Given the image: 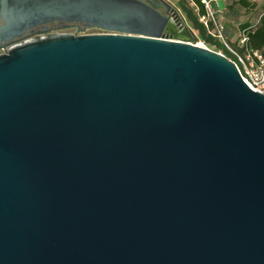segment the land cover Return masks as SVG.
I'll list each match as a JSON object with an SVG mask.
<instances>
[{"label":"water","instance_id":"water-1","mask_svg":"<svg viewBox=\"0 0 264 264\" xmlns=\"http://www.w3.org/2000/svg\"><path fill=\"white\" fill-rule=\"evenodd\" d=\"M182 19L0 0V264H264V95Z\"/></svg>","mask_w":264,"mask_h":264},{"label":"trees","instance_id":"trees-1","mask_svg":"<svg viewBox=\"0 0 264 264\" xmlns=\"http://www.w3.org/2000/svg\"><path fill=\"white\" fill-rule=\"evenodd\" d=\"M175 6L180 10L182 17L186 21V25L196 36V39L201 41L207 48H214L222 55L227 58H232L233 55L229 52L225 44L230 48L242 51L244 49L258 50L264 57V0L260 7V13L255 23L245 22L240 26L239 40L235 44H230V41L224 31L223 27L209 19L208 12L205 4L202 0H172ZM210 1V0H209ZM233 5L238 4L244 8H254L255 3L250 2L251 0H232ZM255 1V0H252ZM233 5L230 4V9H233ZM203 18V21L201 20ZM216 29L220 30L223 41L216 36L211 34ZM242 35L245 36L246 40L244 44H240Z\"/></svg>","mask_w":264,"mask_h":264},{"label":"rangeland","instance_id":"rangeland-1","mask_svg":"<svg viewBox=\"0 0 264 264\" xmlns=\"http://www.w3.org/2000/svg\"><path fill=\"white\" fill-rule=\"evenodd\" d=\"M170 1L174 6V2ZM203 2V1H202ZM208 7H206L208 12V17L214 22L220 24L224 31H226V35L230 41V44H235L239 40L240 36V26L245 22L255 23L260 13V7L263 4V0H255L250 1L256 4L254 8H244L240 7L237 3L233 5L232 0H205ZM230 4L233 5V9H230ZM176 7V6H175ZM176 9H178L176 7ZM180 15L182 16L180 10H178ZM184 19V17H183ZM182 19V24L186 26V21ZM182 24L174 23L175 29H172V33L165 34L168 38H174L175 36H182L185 33H181L183 31ZM97 33L96 31L83 30L82 32H77L76 34H92ZM191 43L205 46L201 41L196 39V36H192L190 39ZM206 47V46H205ZM216 52L214 48H210Z\"/></svg>","mask_w":264,"mask_h":264},{"label":"built area","instance_id":"built-area-1","mask_svg":"<svg viewBox=\"0 0 264 264\" xmlns=\"http://www.w3.org/2000/svg\"><path fill=\"white\" fill-rule=\"evenodd\" d=\"M202 1L205 6L208 7L205 0ZM201 20L203 21V18ZM211 34H215L223 41L219 29L211 32ZM245 40V36L242 35L240 44H244ZM225 46L233 55V59H229L235 64L242 81L252 91L259 92L264 95V57L261 52L250 49H244L240 52L230 48L227 44H225Z\"/></svg>","mask_w":264,"mask_h":264},{"label":"flooded vegetation","instance_id":"flooded-vegetation-1","mask_svg":"<svg viewBox=\"0 0 264 264\" xmlns=\"http://www.w3.org/2000/svg\"><path fill=\"white\" fill-rule=\"evenodd\" d=\"M81 29H83V25L81 23H65L54 21L46 24H39L27 28L20 37L12 39L9 44L21 43L27 40H32L38 37H44L46 35L51 34H76L78 30ZM85 30L96 31L97 33L103 32L97 28H86ZM1 52L2 50H0V53Z\"/></svg>","mask_w":264,"mask_h":264},{"label":"bare ground","instance_id":"bare-ground-1","mask_svg":"<svg viewBox=\"0 0 264 264\" xmlns=\"http://www.w3.org/2000/svg\"><path fill=\"white\" fill-rule=\"evenodd\" d=\"M170 28L175 29V25L171 23V24H170Z\"/></svg>","mask_w":264,"mask_h":264}]
</instances>
